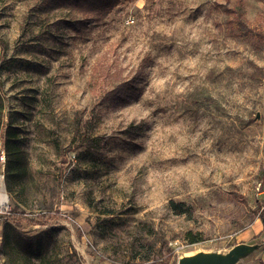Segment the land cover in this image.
<instances>
[{
  "label": "rangeland",
  "instance_id": "374dc122",
  "mask_svg": "<svg viewBox=\"0 0 264 264\" xmlns=\"http://www.w3.org/2000/svg\"><path fill=\"white\" fill-rule=\"evenodd\" d=\"M113 1L0 0L4 121L28 163L7 190L21 229L52 228L42 264H178L252 242L264 232V0ZM237 7L249 32L223 9ZM47 213L57 219L37 225ZM5 222L0 264H24L2 247Z\"/></svg>",
  "mask_w": 264,
  "mask_h": 264
},
{
  "label": "trees",
  "instance_id": "16d2710c",
  "mask_svg": "<svg viewBox=\"0 0 264 264\" xmlns=\"http://www.w3.org/2000/svg\"><path fill=\"white\" fill-rule=\"evenodd\" d=\"M73 3L82 9H108L112 6L113 0H72ZM227 13L236 14L237 22L241 30L249 32L245 21L242 19L239 8H223ZM5 99L0 92V150L1 147L6 151V185L7 190L13 193L16 185L23 182L28 177V163L24 149L21 146L18 130L10 123L4 121ZM3 143V144H2ZM57 148L59 142H55ZM83 146L90 155L97 157L99 155L98 144L94 138L83 136L81 139ZM13 217L10 222L4 223L2 233V247L9 249L13 254L18 255L24 264H42L49 258L50 241L52 240L50 232L52 228L41 230L37 235H29L21 229V222L26 221V213L18 206L13 210ZM57 213H47L39 216L36 223L40 226L48 225L52 220L57 219ZM264 219V214H263ZM199 242V238H192L191 243ZM260 264H264L262 259Z\"/></svg>",
  "mask_w": 264,
  "mask_h": 264
},
{
  "label": "water",
  "instance_id": "95a60500",
  "mask_svg": "<svg viewBox=\"0 0 264 264\" xmlns=\"http://www.w3.org/2000/svg\"><path fill=\"white\" fill-rule=\"evenodd\" d=\"M264 253V232L249 243L232 246L225 251H198L181 256L178 264H250Z\"/></svg>",
  "mask_w": 264,
  "mask_h": 264
},
{
  "label": "built area",
  "instance_id": "2783aa9c",
  "mask_svg": "<svg viewBox=\"0 0 264 264\" xmlns=\"http://www.w3.org/2000/svg\"><path fill=\"white\" fill-rule=\"evenodd\" d=\"M6 163V151L2 146L0 150V224L3 221H11L14 215L6 189Z\"/></svg>",
  "mask_w": 264,
  "mask_h": 264
},
{
  "label": "crops",
  "instance_id": "0c3cea01",
  "mask_svg": "<svg viewBox=\"0 0 264 264\" xmlns=\"http://www.w3.org/2000/svg\"><path fill=\"white\" fill-rule=\"evenodd\" d=\"M259 264V263H258Z\"/></svg>",
  "mask_w": 264,
  "mask_h": 264
}]
</instances>
